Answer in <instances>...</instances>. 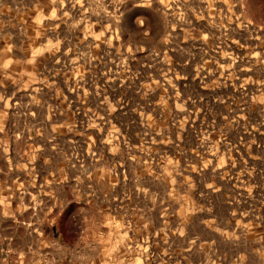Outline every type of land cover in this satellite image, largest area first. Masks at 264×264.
<instances>
[{
    "label": "rangeland",
    "instance_id": "374dc122",
    "mask_svg": "<svg viewBox=\"0 0 264 264\" xmlns=\"http://www.w3.org/2000/svg\"><path fill=\"white\" fill-rule=\"evenodd\" d=\"M0 264H264V0H0Z\"/></svg>",
    "mask_w": 264,
    "mask_h": 264
}]
</instances>
